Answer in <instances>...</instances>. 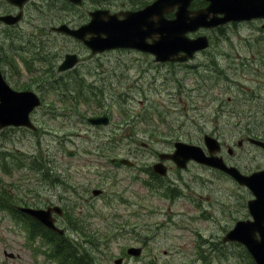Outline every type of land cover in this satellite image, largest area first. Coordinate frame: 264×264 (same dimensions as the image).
<instances>
[{
    "label": "rangeland",
    "instance_id": "obj_1",
    "mask_svg": "<svg viewBox=\"0 0 264 264\" xmlns=\"http://www.w3.org/2000/svg\"><path fill=\"white\" fill-rule=\"evenodd\" d=\"M49 8L50 12L46 8L45 15L41 18L42 23L49 17L52 10L57 9V5L54 7L51 3ZM248 33L249 30L246 27L240 28V35L246 36ZM47 34L48 32H46ZM216 35L219 33L216 32ZM4 38L5 32L0 33V45H4L3 42H5L12 48L21 47L23 48L22 55L34 58L31 65L34 75L37 76H34L32 82H27L30 80L29 78L25 80L29 87L31 83L36 86V84L46 83V79L52 80L58 77V75L42 73L44 71L42 67L50 53L41 56L38 51V54L34 56L30 45L24 42L22 44L20 42L11 43L5 41ZM55 39L56 37L51 36L48 44L51 51L65 52L74 45V41L68 38ZM219 43L226 52L220 56L222 64L225 65V72H220L218 68H213L215 71L212 72L201 71L199 68L205 58L203 54H199L188 62V67H185L182 72L176 68L171 69L170 67L169 69L167 65L159 66L150 58L136 53L113 52L108 54L110 59L105 61L102 68L92 64L96 69L92 73L85 71V76L82 78L78 73L70 76L65 75L62 78H65L66 81L61 85L65 91L62 100L65 101L66 107L61 103L54 104L53 90H49L45 105L49 102L50 111L42 114L43 118L39 125L43 127V131L39 135H30L10 129L0 131V182L1 178L6 181L8 179L3 174V170L10 148L25 153L35 154L37 152V158L28 162L27 170H23L24 162L21 159L17 160L15 166L21 170L18 171V174L22 176L19 177L17 185L24 187L28 180L32 182L34 179L31 178L35 172L37 160L43 159L48 154L56 167V171L53 173L55 177L64 174V177L68 176L69 181L79 185L78 189H84L83 185H87V183H91L93 186H98L95 185L98 182L103 183V181H98L97 174H104L106 171L112 170L110 167L90 162L95 155L83 151L84 149L105 151L108 148L116 149L114 145L120 143L124 150L115 151L112 154L126 156L128 144L134 143L133 147L135 148L142 147V140L149 134L152 139V143L149 144L151 147H161L160 144L166 143L167 140L162 137L164 134L173 135L174 139L181 137L185 140L200 135L192 141L194 143L198 142L204 133L212 131L215 136L221 138L219 132L222 131L223 136L228 138L236 131L233 123L240 119L248 120L251 126L258 127L264 132V41L255 39L244 43L240 42L237 35H232V39L220 40ZM9 50L5 47L4 52L0 50V64L6 70V77L13 86L20 85L22 88H26L25 82L20 81L17 77L21 75L22 79H25V68ZM78 50L83 52L80 45H78ZM84 55L89 56L88 54ZM246 56L254 59L251 64L246 60ZM40 59L44 61L37 70ZM149 66L150 70L146 71V75H143L145 72L143 68ZM105 69H109L111 75ZM94 73L96 74L94 75ZM93 76L96 81L95 89L103 101L108 94H119L122 85H125L126 90H129L132 85L134 87L131 88V92H126V95L120 98L119 101L123 106L117 109L114 108V102L110 98L109 103L104 101L101 107L98 106L96 99H92V102L86 101L85 104L79 102L76 109L73 110V97L76 96L78 99L85 96L89 99L93 97ZM153 76L156 77L154 80ZM119 79L122 80V84H113ZM137 79L139 80L135 83ZM21 87L17 86V88ZM69 90L72 94L69 93ZM136 90L139 92L138 94ZM118 97L114 95L115 100H118ZM104 110L109 112L111 119V125L108 127L93 126L83 117L78 119V112L87 116H96ZM40 113L41 109L36 117ZM128 120H133V122L126 124ZM244 150L243 148L237 151ZM14 155L16 153L12 152L11 162ZM249 160L244 154L243 162ZM10 161L6 167L11 166ZM237 162L243 169L246 168L240 159H237ZM69 164L71 165L69 166ZM120 171L122 172L121 181L118 182V185L121 191L115 194V199L112 196L114 193L109 190L104 192L103 197L92 198L89 189L87 192L92 197L83 202L81 206L87 216L94 214L91 217L94 224H99L100 228L105 226L104 224L107 225L103 240L108 246L102 251L110 255V258L105 256L101 258L99 256L100 248L99 250L93 248L92 254L87 253L78 240V253L81 256L79 264H92L97 259L101 260L103 264H113V258L122 255L129 245H142L144 248L140 255L142 258H128L124 264H146L145 262L155 255L158 256V264H251L245 251L239 246L230 244L221 250L213 240L215 233L220 228V231H224V226L228 228L235 220L248 215L246 201L250 197V193L244 187L237 186L227 178L225 184L227 213L225 218L222 216L218 220L171 218L175 225L168 226L170 224L168 217L172 215L168 212L176 210L177 207L172 205L169 209V199L165 198L145 197L139 200L134 193L129 191L135 190L142 193L147 189L145 187L136 189L139 183L129 181L128 176L134 171L126 169ZM200 173V178L207 177L205 172ZM38 175L39 180L34 181L33 189H28L35 191L32 195L34 200L39 203L50 198L57 199L58 196H55L58 194L55 189L59 184L57 179L43 176L42 173ZM205 184L209 185V182L206 181ZM214 184L216 187L219 186L218 181H215ZM109 185L110 183L107 182L106 186ZM59 189V192H62V189ZM124 189L127 190L123 192ZM28 190L23 189V195ZM64 195L67 196V194ZM106 198L111 202L110 204L103 203ZM218 198L224 200L223 195ZM124 199L131 201V205L126 207L118 217L116 214L118 211L114 210L111 205L114 204L116 208L122 209L128 205ZM75 200L74 194L69 191L65 201L66 211L64 214L67 219L68 234L78 231L82 221L79 220L81 202L78 200V204H76L73 202ZM125 223L129 224L123 225ZM217 223H220L218 227ZM108 228L113 229L107 231ZM33 234L35 233L32 232ZM32 235L27 225L14 222L8 213L0 212V264H78L73 255L68 254L67 249H63L66 253L63 262L58 261L53 255L58 247H52L54 251L47 253V248L44 249V237L35 242V250L32 251L31 239L29 240ZM5 251L13 253L14 256L12 258L4 256Z\"/></svg>",
    "mask_w": 264,
    "mask_h": 264
},
{
    "label": "water",
    "instance_id": "obj_2",
    "mask_svg": "<svg viewBox=\"0 0 264 264\" xmlns=\"http://www.w3.org/2000/svg\"><path fill=\"white\" fill-rule=\"evenodd\" d=\"M253 12V8L250 5V0H218L216 13H223L222 17H212L208 24L199 22L202 25H216L223 23L230 19H237L245 17ZM200 14V13H197ZM195 15V17L197 16ZM194 17V18H195ZM192 18L190 19V21ZM189 21V25L191 22ZM162 28L165 33L158 38L155 44L151 45L147 49L156 54V58L160 60H166L170 55L175 54L177 46H183L186 53L190 56L195 49L203 48L206 46V40L204 37H198L196 39H186L183 37L184 31L182 30L181 23L164 22ZM185 58V57H183ZM6 91L8 87L4 83L3 79L0 78V95L1 103L0 109H2V103H4V97H6ZM104 121L103 119H95L94 122ZM7 122V117L4 114H0V125ZM210 148H218L215 142L212 140L208 141ZM215 145V146H214ZM175 151L170 155L178 164L188 158H195L196 160L221 168L231 174L240 184H244L249 187L256 198L248 201V208L250 214L255 218V221H239L235 228L228 232L225 236L226 239L239 240L245 242L249 250L253 253L257 259L258 264H264V171L256 175H242L233 166L227 167L220 158L206 157L204 156L201 148L196 145L186 144L182 142L175 143ZM210 150V149H209ZM211 151V150H210ZM124 161V160H122ZM260 233L261 239L256 240L254 238V232ZM128 252L137 254L139 248H130ZM120 260H116L118 263Z\"/></svg>",
    "mask_w": 264,
    "mask_h": 264
},
{
    "label": "flooded vegetation",
    "instance_id": "obj_3",
    "mask_svg": "<svg viewBox=\"0 0 264 264\" xmlns=\"http://www.w3.org/2000/svg\"><path fill=\"white\" fill-rule=\"evenodd\" d=\"M148 1L151 2L152 0ZM145 4L146 0H137L134 3L133 0H131L124 5V9L135 10L144 6ZM34 5H36V0H0V16H7V18L10 19L11 23H5L2 19H0V22L3 23L4 26L12 29H21L22 27L28 28V23L34 25L35 23L42 22L41 18L43 15H45L46 11L43 8H38L37 10H35V16H32ZM30 17L34 19L30 20ZM9 19H7L6 21H8ZM76 26H78V23H76ZM23 33L24 32L18 31L16 32V36H19ZM167 150H170V148ZM157 156L158 152H151V160H158ZM141 160H145L144 155ZM164 164L167 167V175L163 177V181L171 189L178 187V184L182 181V178L185 176V172L187 169H178L174 165V163L168 159L164 160ZM196 165L199 168H205L202 165ZM213 171L216 172L215 170Z\"/></svg>",
    "mask_w": 264,
    "mask_h": 264
},
{
    "label": "bare ground",
    "instance_id": "obj_4",
    "mask_svg": "<svg viewBox=\"0 0 264 264\" xmlns=\"http://www.w3.org/2000/svg\"><path fill=\"white\" fill-rule=\"evenodd\" d=\"M47 200H49V199H47ZM57 200H59V196L57 197V199H54V201H57ZM232 244L235 246H239L244 251L248 248L247 244L245 242H242V241L235 240L232 242Z\"/></svg>",
    "mask_w": 264,
    "mask_h": 264
}]
</instances>
